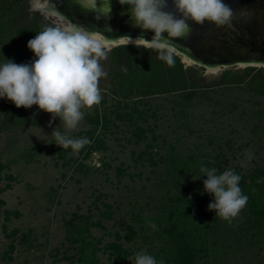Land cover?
I'll return each mask as SVG.
<instances>
[{
	"label": "rangeland",
	"instance_id": "obj_1",
	"mask_svg": "<svg viewBox=\"0 0 264 264\" xmlns=\"http://www.w3.org/2000/svg\"><path fill=\"white\" fill-rule=\"evenodd\" d=\"M26 13L28 19L39 17V24L46 23L39 13ZM174 55L205 81L225 70L211 72L186 62L176 50ZM101 63L107 73L99 82L102 100L84 110L74 130L49 113L38 126L5 127L0 98V264H75L69 225L85 221L102 264H135L136 254L147 251L139 238L135 244L127 234L131 217L154 216L167 189L176 195L186 184L204 187L207 179L201 173L199 183L197 172L186 170L177 187L164 188L168 157L193 155L196 162L216 168L217 174L233 169L242 175L264 167V95L240 84L207 88L201 94L199 90L189 102L178 94L131 97L120 108L127 113L121 121L115 118L116 98L111 93L110 52ZM54 130L92 143L78 153L63 149L55 144ZM196 190L194 186L187 193Z\"/></svg>",
	"mask_w": 264,
	"mask_h": 264
},
{
	"label": "trees",
	"instance_id": "obj_2",
	"mask_svg": "<svg viewBox=\"0 0 264 264\" xmlns=\"http://www.w3.org/2000/svg\"><path fill=\"white\" fill-rule=\"evenodd\" d=\"M27 9L26 0H0V64L5 59L16 64L31 63L35 59L27 43L43 26L39 24V17H26ZM110 54L115 118L121 121L127 118V113L120 108L131 97L142 100L148 96L178 94L189 102L199 90L201 94L207 88L240 84L264 95L262 67L225 69L212 81H205L197 69L184 66L176 55L170 66L155 52L133 45L113 47ZM46 116L36 105L17 108L4 98L2 123L5 127L38 126L45 122ZM202 166L210 168L208 163L196 162L190 154L185 159L170 156L166 160V183H161L164 188L169 184L177 187L181 172L191 169L197 172L196 181L200 183ZM240 176V187L249 199L246 207L233 218L232 222L237 219L236 224L230 225L215 217V211L208 209L213 196L200 184L193 183L186 184V189L176 195L167 189L157 205L160 212L156 215L134 214L127 234L139 238L147 254L162 264H264V167ZM194 186L197 190L189 195L187 189ZM88 235L87 221L69 225L68 238L76 249L75 264H102L98 245ZM141 248L136 246L137 250ZM124 259L121 255V260Z\"/></svg>",
	"mask_w": 264,
	"mask_h": 264
},
{
	"label": "clouds",
	"instance_id": "obj_3",
	"mask_svg": "<svg viewBox=\"0 0 264 264\" xmlns=\"http://www.w3.org/2000/svg\"><path fill=\"white\" fill-rule=\"evenodd\" d=\"M77 2L85 11L94 12L96 20L110 19V0H103L99 6L97 0ZM119 3L129 6L127 14L134 27L152 31L154 36L148 40L143 35L135 39L125 35L115 39L116 42L123 47L131 44L155 52L170 66L174 64L173 41L186 38L192 31L188 21L197 25L207 21L217 27H232L234 15L223 0H172L175 12L165 11L168 0H119ZM30 11L39 13L46 21L42 30L27 43L35 59L27 64L5 59L6 62L0 64V98H6L17 108L36 105L53 119L59 117L67 130H74L82 121L84 110H90L102 100L99 82L107 73L101 61L108 58L113 39L100 30L73 23L59 11L56 0H30ZM105 31L111 28L106 25ZM52 135L55 144L63 149L70 147L77 153L92 143L87 137L74 139L58 130ZM247 159H252L251 153ZM241 166L246 167L243 163ZM217 172L216 168L201 167L202 175L207 176L203 182L204 191L214 196L208 209L215 211V217L231 223L246 207L249 197L240 187L242 177L233 169ZM135 264L162 262L150 254L138 252Z\"/></svg>",
	"mask_w": 264,
	"mask_h": 264
},
{
	"label": "water",
	"instance_id": "obj_4",
	"mask_svg": "<svg viewBox=\"0 0 264 264\" xmlns=\"http://www.w3.org/2000/svg\"><path fill=\"white\" fill-rule=\"evenodd\" d=\"M97 2L101 5L103 0ZM223 2L233 10L232 27H217L207 21L197 25L188 21L192 31L186 38L173 41L175 50L209 71L217 72L237 66L264 68V0H223ZM165 11L175 12L172 0H168V8ZM177 17L179 18L178 13ZM128 25L132 27L131 29L137 28L130 20ZM151 32L144 37L152 38L154 32L152 34ZM127 34L132 37L141 36ZM119 35L105 36L117 39L121 37ZM162 35L166 37L167 33ZM118 45L116 43L112 47Z\"/></svg>",
	"mask_w": 264,
	"mask_h": 264
},
{
	"label": "flooded vegetation",
	"instance_id": "obj_5",
	"mask_svg": "<svg viewBox=\"0 0 264 264\" xmlns=\"http://www.w3.org/2000/svg\"><path fill=\"white\" fill-rule=\"evenodd\" d=\"M26 5L30 10V0H26ZM97 5L99 6V2H97ZM56 6L58 7L59 11L64 16L72 20L73 23L84 25L92 30H100L104 35L120 34L119 36H125L128 35L127 33H132V35H143L144 37L146 34L150 33V31L142 30L139 27L136 29H131L132 27L128 25L130 20L129 14H127V11L121 12L117 5L111 6L110 19L107 20L104 18L96 20L94 18L96 14L91 11H85L84 8H82L77 2V0H56ZM121 13L125 14L122 15ZM122 17L124 18L123 20L120 19ZM106 25L111 28V31H105ZM136 37L132 38L135 39ZM151 39L152 38H148V40Z\"/></svg>",
	"mask_w": 264,
	"mask_h": 264
},
{
	"label": "bare ground",
	"instance_id": "obj_6",
	"mask_svg": "<svg viewBox=\"0 0 264 264\" xmlns=\"http://www.w3.org/2000/svg\"><path fill=\"white\" fill-rule=\"evenodd\" d=\"M110 4H111V6L112 5H117L118 7H119V9L120 10H123V11H127V9L129 8V6L128 5H121L120 3H119V0H110ZM118 39V38H117ZM117 42H116V40L115 39H113L112 41H111V44L113 45V44H116ZM175 52V51H174ZM184 60L186 61V62H189V59H187L186 57H184ZM213 70H211V72H212ZM214 72V71H213Z\"/></svg>",
	"mask_w": 264,
	"mask_h": 264
}]
</instances>
